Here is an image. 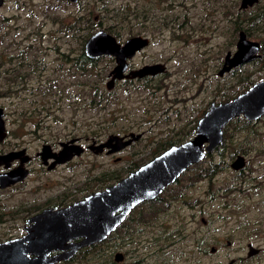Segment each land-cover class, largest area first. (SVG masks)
<instances>
[{
  "label": "rangeland",
  "instance_id": "obj_1",
  "mask_svg": "<svg viewBox=\"0 0 264 264\" xmlns=\"http://www.w3.org/2000/svg\"><path fill=\"white\" fill-rule=\"evenodd\" d=\"M241 2L3 0L0 107L7 136L0 153L25 148L33 155L45 143L76 139L85 150L60 165L65 178L50 180L33 159L22 182L0 187V238L15 235L28 211L83 198L169 145L191 139L211 103L230 100L262 80L264 0L245 8ZM99 29L119 43L148 38L130 67L162 63L166 71L114 79L108 88L114 57L82 58L87 40ZM241 32L260 42L259 52L220 73ZM128 133L136 139L118 153L87 149L91 140ZM219 145L156 203H147L143 215L133 212L127 227L120 224L113 239L97 247L100 256L90 248L66 264H103L116 253L126 258L113 264H264V118H234L223 127ZM237 155L245 168L231 167ZM161 213L155 221L150 217ZM165 221L167 229L161 227Z\"/></svg>",
  "mask_w": 264,
  "mask_h": 264
},
{
  "label": "water",
  "instance_id": "obj_2",
  "mask_svg": "<svg viewBox=\"0 0 264 264\" xmlns=\"http://www.w3.org/2000/svg\"><path fill=\"white\" fill-rule=\"evenodd\" d=\"M255 1L242 0L241 7L245 8ZM2 2L3 0H0V5ZM148 42L146 37L135 36L124 43H119L115 37L99 29L87 40L85 51L90 58L104 54L114 57L116 65L109 73L111 81L107 85L110 88L114 79L140 78L161 69L162 65L156 63L124 74L127 69V58L132 57ZM257 49L258 43L246 39L245 34L241 32L237 50L231 56L230 53L227 54L225 64L228 66L224 68L228 69L245 62ZM2 113L3 110L0 107V141L5 135ZM263 114L264 78L230 100L218 104L212 103L198 120L196 133L192 139L168 148L114 184L89 194L73 205L56 212L46 210L33 217L34 228L30 229L25 236L0 243V264H44L40 258L41 254L46 255L52 249H61L64 253L58 259L67 260L79 248L101 241L140 201L153 198L163 186L176 180L191 163L198 161L203 156V144H205L206 152L218 146L223 139V127L231 120L239 116L254 120ZM130 135L134 136L133 133ZM115 139L121 141L122 138ZM67 144L62 143L61 146L68 148ZM102 145L103 143L100 146ZM69 148L74 150L75 147ZM21 151L23 152L24 149ZM14 154H3L1 159L11 161ZM241 162L243 158L238 157L233 166L240 167ZM9 176L10 173L0 174L1 187L16 181L9 179ZM22 178L23 176L17 181ZM79 237H82L81 241H73ZM54 243L58 245V248L51 246ZM66 249L68 250L64 251ZM251 249L253 253L256 252L255 249ZM30 253H37L39 256L33 258Z\"/></svg>",
  "mask_w": 264,
  "mask_h": 264
},
{
  "label": "flooded vegetation",
  "instance_id": "obj_3",
  "mask_svg": "<svg viewBox=\"0 0 264 264\" xmlns=\"http://www.w3.org/2000/svg\"><path fill=\"white\" fill-rule=\"evenodd\" d=\"M149 43V42H148ZM258 43V49L255 53L252 54V57L248 60H246L245 62H248L249 60L253 59L256 54L259 52L260 50V42H257ZM149 44H147L146 46H144L143 48H141L140 50L136 51L137 53L139 51H142L145 47H147ZM261 48H262V45H261ZM230 53V56L232 55V52H228ZM84 55L89 58L87 55H86V51L84 52ZM135 55V54H134ZM133 55V56H134ZM130 57V58H127L126 62H127V69L124 71V74H127L129 73L130 71L132 70H136L134 68H131L130 67V60L133 58ZM225 60L224 59V64L221 68V71L220 73L224 72V71H227L229 70L230 68L228 69H225L224 67L228 66L227 64H225ZM243 62V63H245ZM153 64V63H152ZM152 64H147V65H152ZM156 64V63H154ZM161 64V69L158 70L157 72L155 73H152V74H146L147 76L148 75H156V74H159L161 75L160 73L166 71V65L165 64H162V63H159ZM242 63H239L237 65H234V66H238ZM145 66V65H143ZM142 66V67H143ZM114 68V67H113ZM139 69V68H137ZM112 71V70H111ZM145 75V76H146ZM244 92V91H243ZM242 93V92H241ZM232 99V98H231ZM212 104V103H211ZM210 104V105H211ZM2 108V107H1ZM209 108V107H208ZM207 108V110H208ZM3 110V113H2V120L4 122V128H5V119H4V115H5V112H4V109L2 108ZM205 110L202 114V116L205 114V112L207 111ZM201 116V117H202ZM242 118V116H239ZM264 118V114L262 116H260L257 120L259 119H262ZM246 119V118H244ZM249 120V119H248ZM256 120V119H254ZM232 121V120H231ZM230 121V122H231ZM229 122V123H230ZM228 123V124H229ZM195 133H196V128H195V131H194V135L193 137L195 136ZM131 133H128V134H124L122 136L120 135H109L108 138H106L105 140L101 141V142H97L96 140H91L90 144L87 146V149L91 150L92 152L94 153H105L107 155L109 154H115V153H118L120 151H122L123 149L126 148L127 145H129L134 139H136V136L134 134V136H131L130 135ZM7 136V133H6V130H5V135L4 137ZM113 136V137H112ZM4 137L2 138L1 142L3 141ZM111 137V138H110ZM192 137V138H193ZM115 138H118V139H121V141L119 140H116ZM191 138V139H192ZM110 141V143H108ZM124 142V143H123ZM185 142V141H184ZM62 143H68L67 144V147L68 148H65L64 145L61 146ZM103 143L102 146H100L101 144ZM126 143V144H125ZM183 143V142H182ZM122 144V145H121ZM180 144V143H179ZM175 145H178V144H171L169 145L167 148H165L164 150L160 151V153L164 152L165 150H167L168 148L172 147V146H175ZM69 147H75L74 150L70 149ZM217 147H220V145L214 147L210 152H206L205 151V144L202 145V149H203V156L198 160V161H195L193 163H191L185 170H183L179 176L177 177L176 180L168 183L166 186H163V188L161 189V191L159 193H156V195L153 197V198H148V199H144L142 201H140L132 210L129 211V213L121 220V222L115 226V228L113 230H111L110 233L107 234V236L102 239L101 241H98V242H94V243H91L89 245H85L84 247H81L79 248L76 253H74L73 256H71L70 258H68L67 260L63 259V258H60L58 259L59 257H61V254H63L64 252L61 250V249H52L51 252H48L46 255L45 254H41L40 258L42 261H44V264H50L52 262V264H66L68 263L70 260H73L74 261L76 259V256L80 253V252H84V253H87L88 251V248H92V247H96L97 245L101 244L102 241H105L106 239H108V241H110L111 239H113V235L115 234V231L118 229V227L120 226V224L123 225V227H127L128 226V223L130 222L131 220V217H132V214L133 212H137L138 211V214L139 215H143V211L146 206L147 203L153 201L154 203L157 202V199L158 197L162 196L166 191L167 189L169 188H172L173 186H176L177 184H179V181L181 179V176L187 172L189 173V170H191V167L196 164V163H199L201 160H203L205 157L211 155V152L216 149ZM21 149H24V151L22 152ZM85 150V147L82 146L80 143L77 142V139L76 140H69L67 142H59V145H52V144H48V143H45L43 144L39 150L35 151L33 153V155H29L26 151L25 148H19V149H10L9 151L5 152V153H0V166H4L7 171L4 172V173H1L0 174H6V173H10V176H9V179L11 180H16L14 182H11V184H6L5 186H0L1 188H4V187H8L10 185H15V183H18V182H22L30 173V169H31V166L30 164L32 163L33 159H38L40 164H41V167L43 168V171L45 174L46 177H48L50 180L54 179V178H65V174L67 172H62L61 171V168H60V165H63V164H67L69 163V161H71L72 159L80 156ZM7 153H15L13 155V159L11 161H6L4 159H1V155L3 154H7ZM158 155V154H157ZM156 156V155H155ZM154 157V156H153ZM238 157H241L239 155L235 156V159L233 160V162H231V167L234 168V169H242V168H245V165H246V162L245 160L243 159V162H241V166L240 167H234L233 164L236 162V160L238 159ZM10 159V158H9ZM118 159H121L119 157H117L115 160L117 161H120ZM3 161V162H2ZM14 162H18L16 165H14ZM147 161L143 162V163H140L138 164L137 166L134 167L133 170L137 169L138 167H140L142 164L146 163ZM131 172V171H130ZM25 173V175H23ZM43 172H40V175H42ZM12 174V175H11ZM128 174V173H127ZM126 174V175H127ZM21 176H23L22 179L18 180V178H20ZM125 176V175H124ZM123 176V177H124ZM122 178V177H121ZM119 178V179H121ZM118 179V180H119ZM116 180V181H118ZM116 181L114 182H111V183H106V186L107 185H112L114 184ZM105 186V187H106ZM97 191V190H95ZM95 191H92L86 195L83 196V198H85L86 196H88L89 194H92L94 193ZM68 195V193H66V195H64V197H66ZM203 195V194H202ZM83 198H73L72 200L70 201H65L63 203H58V204H52V205H47V206H44V207H41V208H36V209H32L30 211H28V216L26 218V221L25 223L18 229L16 230L15 232H17L15 235H12L11 237H8L6 239H1L0 238V243H3L5 241H8L10 239H15V238H20V237H23L25 236L28 231L30 229H33L34 228V225H35V221L32 219L33 217L41 214L42 212L46 211V210H51L52 212H56L58 211L59 209L61 208H65V207H68L70 205H73L75 202L77 201H80L82 200ZM199 198V197H197ZM163 213H161L159 216H155V215H150V217H152V219L155 221L158 217H160ZM200 217H201V221L202 222H205V219L202 218L203 217V213H199ZM166 216V215H165ZM175 220H178L176 217H175ZM53 222L57 221V220H52ZM122 227V228H123ZM162 228H169V223L168 222H164V225L161 226ZM120 228V227H119ZM215 228L217 229H224L226 228L225 226H215ZM82 237H79V238H76L74 239L73 241H76V242H79L81 241ZM107 241V242H108ZM70 242V241H69ZM231 243V242H230ZM51 246L53 247H56L58 248V245L56 243L52 244ZM30 248V247H28ZM252 246H250L249 248V255L252 254L253 255V252H252ZM27 249V248H26ZM68 249L64 250V251H67ZM212 250L214 251V248H212ZM134 251V250H133ZM132 251V253H133ZM256 253V252H255ZM31 254V257L33 258H37L39 255L37 253H30ZM119 258H118V257ZM55 258V259H53ZM125 255L124 253H116L113 255V258L111 259L110 257H108V259L106 260V258L103 260V264L104 263H107V264H113V261H121V260H124ZM113 260V261H112ZM95 262H97V258H95ZM135 263V262H134ZM96 264H100V261L97 262ZM102 264V263H101Z\"/></svg>",
  "mask_w": 264,
  "mask_h": 264
},
{
  "label": "trees",
  "instance_id": "obj_4",
  "mask_svg": "<svg viewBox=\"0 0 264 264\" xmlns=\"http://www.w3.org/2000/svg\"><path fill=\"white\" fill-rule=\"evenodd\" d=\"M84 57H85V59H87V57L83 54L82 58H84ZM240 118L241 117H237V120L240 119ZM99 245H97L96 247L95 246L92 247V248H94L93 251H92V254L94 253L95 255H97L99 252H101V250L99 248H97V247H99ZM88 249H90V248H88ZM97 256H100V255H97Z\"/></svg>",
  "mask_w": 264,
  "mask_h": 264
}]
</instances>
